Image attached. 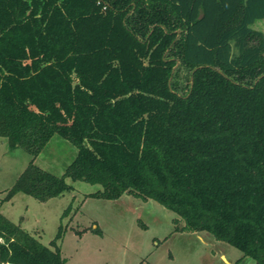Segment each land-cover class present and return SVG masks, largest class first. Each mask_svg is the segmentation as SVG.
Wrapping results in <instances>:
<instances>
[{
	"label": "trees",
	"instance_id": "obj_1",
	"mask_svg": "<svg viewBox=\"0 0 264 264\" xmlns=\"http://www.w3.org/2000/svg\"><path fill=\"white\" fill-rule=\"evenodd\" d=\"M257 19L264 0H0V136L32 156L0 206L82 179L264 264ZM55 134L77 148L60 176L33 161ZM62 232L47 246L0 212V264H65Z\"/></svg>",
	"mask_w": 264,
	"mask_h": 264
},
{
	"label": "rangeland",
	"instance_id": "obj_2",
	"mask_svg": "<svg viewBox=\"0 0 264 264\" xmlns=\"http://www.w3.org/2000/svg\"><path fill=\"white\" fill-rule=\"evenodd\" d=\"M251 26L264 33V19ZM76 152L74 144L55 134L33 161L60 176ZM31 159L0 136V197ZM66 180L73 188L59 196L39 201L17 192L0 206L3 215L47 246L63 226L56 242L65 264H258L207 232L182 229L183 220L153 199L129 193L94 197L89 194L101 190L100 184Z\"/></svg>",
	"mask_w": 264,
	"mask_h": 264
},
{
	"label": "water",
	"instance_id": "obj_3",
	"mask_svg": "<svg viewBox=\"0 0 264 264\" xmlns=\"http://www.w3.org/2000/svg\"><path fill=\"white\" fill-rule=\"evenodd\" d=\"M178 64V62L176 63V65Z\"/></svg>",
	"mask_w": 264,
	"mask_h": 264
},
{
	"label": "crops",
	"instance_id": "obj_4",
	"mask_svg": "<svg viewBox=\"0 0 264 264\" xmlns=\"http://www.w3.org/2000/svg\"><path fill=\"white\" fill-rule=\"evenodd\" d=\"M222 257H223V255H222Z\"/></svg>",
	"mask_w": 264,
	"mask_h": 264
}]
</instances>
